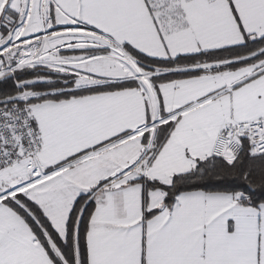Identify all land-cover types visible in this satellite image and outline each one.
Instances as JSON below:
<instances>
[{
  "label": "snow or ice",
  "instance_id": "6c2138e0",
  "mask_svg": "<svg viewBox=\"0 0 264 264\" xmlns=\"http://www.w3.org/2000/svg\"><path fill=\"white\" fill-rule=\"evenodd\" d=\"M0 264H264V0H0Z\"/></svg>",
  "mask_w": 264,
  "mask_h": 264
}]
</instances>
